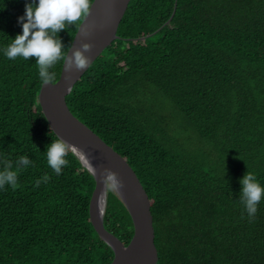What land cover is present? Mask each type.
<instances>
[{
	"label": "trees",
	"instance_id": "16d2710c",
	"mask_svg": "<svg viewBox=\"0 0 264 264\" xmlns=\"http://www.w3.org/2000/svg\"><path fill=\"white\" fill-rule=\"evenodd\" d=\"M26 2L0 0V170L34 162L0 189V264H108L89 216L92 174L71 152L61 174L47 164L58 137L35 58L4 55ZM76 30L58 32L65 51ZM116 34L66 103L144 188L156 264H264V199L252 219L239 200L247 171L264 187V0H130ZM103 224L129 242L132 219L112 191Z\"/></svg>",
	"mask_w": 264,
	"mask_h": 264
},
{
	"label": "water",
	"instance_id": "95a60500",
	"mask_svg": "<svg viewBox=\"0 0 264 264\" xmlns=\"http://www.w3.org/2000/svg\"><path fill=\"white\" fill-rule=\"evenodd\" d=\"M129 1L93 0L90 15L80 23V27H77L67 50L69 55L72 48H79L82 42H88L92 45V49L85 55L90 58L91 64L117 37L116 31ZM84 29L89 32L87 37L81 34ZM85 70L66 71L62 62L57 83L41 84L38 92L41 111L57 137L76 147L75 156L95 180L89 201V216L97 234L113 250V258L108 264H156L158 255L154 243L150 201L135 172L120 154L75 117L67 106L66 95ZM79 151L95 165L94 170L84 164L78 155ZM107 171L115 173L123 185L114 193L125 204L132 219L133 232L127 244L108 231L103 224L107 186L102 179L106 177ZM101 194L102 208L98 213L94 206Z\"/></svg>",
	"mask_w": 264,
	"mask_h": 264
},
{
	"label": "clouds",
	"instance_id": "9594fccd",
	"mask_svg": "<svg viewBox=\"0 0 264 264\" xmlns=\"http://www.w3.org/2000/svg\"><path fill=\"white\" fill-rule=\"evenodd\" d=\"M93 0H31L25 3L24 15L18 17L22 32L11 39V43L3 50L4 55L15 60L22 58L29 60L35 58L38 66L39 79L42 84L55 85L57 74L53 69L58 63L63 62L65 70L71 72L85 70L90 64V58L85 55L90 52L92 45L82 42L79 48H72L71 55L65 51V46L58 36V32L68 29L69 26L80 27V23L90 15ZM81 34L84 37L89 32L84 29ZM69 152L75 154L76 147L66 140L58 137L47 145V164L52 171L59 175L64 167L69 164L66 158ZM28 156H20L15 162L3 161V169L0 170V189L9 185L15 190L18 185V174L21 170L32 165ZM50 177L45 174L36 181L38 187L41 182H47ZM109 190L122 187L116 174L107 171L102 179ZM241 192L240 203L244 206L250 219L257 213V206L264 199V187L257 181L256 175L246 172L240 179Z\"/></svg>",
	"mask_w": 264,
	"mask_h": 264
},
{
	"label": "bare ground",
	"instance_id": "6f19581e",
	"mask_svg": "<svg viewBox=\"0 0 264 264\" xmlns=\"http://www.w3.org/2000/svg\"><path fill=\"white\" fill-rule=\"evenodd\" d=\"M78 155L80 156L81 160L84 162V164L88 165L92 170H94L95 165L90 161V159L86 158L85 156L82 155V153L79 151ZM102 194L98 196V198L96 199L95 202V210L96 212H100L101 208H102Z\"/></svg>",
	"mask_w": 264,
	"mask_h": 264
},
{
	"label": "rangeland",
	"instance_id": "374dc122",
	"mask_svg": "<svg viewBox=\"0 0 264 264\" xmlns=\"http://www.w3.org/2000/svg\"><path fill=\"white\" fill-rule=\"evenodd\" d=\"M108 191H112V192H115V190H109V189L107 188V192H108Z\"/></svg>",
	"mask_w": 264,
	"mask_h": 264
}]
</instances>
